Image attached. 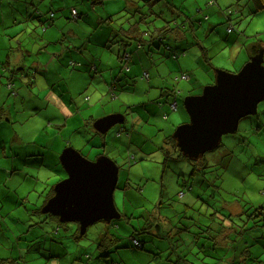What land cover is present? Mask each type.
Masks as SVG:
<instances>
[{"label":"rangeland","instance_id":"obj_1","mask_svg":"<svg viewBox=\"0 0 264 264\" xmlns=\"http://www.w3.org/2000/svg\"><path fill=\"white\" fill-rule=\"evenodd\" d=\"M2 2L12 10L7 0ZM12 4L14 44L4 54L16 53L20 57L19 41L28 47L20 70L29 73L30 82L22 80L20 74H11L0 63V73L4 75V84L0 85L3 102L0 114L4 121L3 128L0 127V188L3 190L0 258L14 260V264H160L161 257L162 263L167 264L165 250H161L160 256V248L165 249L164 243L168 241L160 239V226L167 231L176 222L180 227L179 222H184V218H179L183 214L177 211H182L185 204L221 206L226 213V210L239 213L244 209L252 213L264 206V102L258 104L255 114L239 120L235 132L224 134L218 146L205 151L195 161L200 162L196 171L188 159L177 156L167 139L176 126L189 120L183 104L186 95L199 94L205 85L214 81L215 68L238 71L247 61L242 55H248L249 45L256 44L257 50L264 48V10L256 11L255 2L14 0ZM150 6L152 14L148 13ZM73 8L78 12L76 19L71 13ZM39 10L52 13V21L46 28L37 21ZM229 10L233 11L230 16ZM204 15L209 16L208 20L203 19L202 25H197ZM30 16H36L34 21L28 20ZM140 16L145 21L141 22L142 29L151 26V21L168 20L176 25L174 30H181V36L177 40L155 39L150 45L142 43L141 47L134 40L123 47L119 43L121 33L126 32L129 24L140 22ZM220 17L222 21L218 22ZM228 26L233 30L228 32ZM27 28L32 30L25 34ZM3 32L0 28V33ZM236 35L242 37L238 38L240 43L234 44ZM166 40L172 48L177 45L185 48L184 53L173 59L165 50ZM123 49L131 53L125 62L117 60ZM70 58L82 59L84 63L74 68L68 64ZM152 60H156L154 65ZM4 61L6 65V58ZM91 61L101 66L100 72H96L101 73L100 81L87 77L93 74L90 70L85 71V79L79 78V71L88 69ZM125 66L130 67V72L124 70ZM154 69H158V76ZM143 70L150 77L142 78ZM182 72L189 78H182ZM52 85L63 98L59 97L58 105L47 102L46 94ZM172 87L178 93L166 96L165 89ZM17 89L19 94L12 95ZM172 99L177 102L176 110L169 108ZM66 103L70 108L66 106L63 112L59 107ZM118 108L122 112L112 113L123 114V122L114 124L105 133L95 131L92 122H88L84 127L90 133L86 135L82 126L85 119L98 118ZM121 129L125 130L118 134ZM63 136L77 150V145L83 142V152L79 151L85 157L93 160L100 152L118 165L113 198L121 217L110 223L97 221L81 235L68 236L63 227L60 231L50 229L53 219L41 209L58 176L41 168L43 176L35 179L37 171L25 163L35 159L38 162V158L44 164L50 162L49 158L57 161L55 153H61ZM75 143L78 144L74 146ZM52 146L58 149L52 151ZM166 151L171 155L168 159ZM49 176L53 178L46 179ZM186 210V213L191 211ZM164 216L171 217L165 221ZM53 223L62 225L56 219ZM102 232L118 238L110 249L103 251L97 248V238ZM169 232L170 237L177 239L181 235L178 230ZM132 237L142 241L144 247L136 248ZM242 241L251 252L246 263L264 264V227L249 229ZM106 251L109 253L102 255Z\"/></svg>","mask_w":264,"mask_h":264},{"label":"water","instance_id":"obj_2","mask_svg":"<svg viewBox=\"0 0 264 264\" xmlns=\"http://www.w3.org/2000/svg\"><path fill=\"white\" fill-rule=\"evenodd\" d=\"M264 48H260L236 72L215 68L214 81L199 94L183 99L189 120L175 127L172 136L178 150L187 158L198 159L219 145L222 136L233 133L239 120L257 112L264 102ZM124 121L121 113H109L93 120V129L105 133ZM66 176L52 187V195L43 203L42 213L56 216L62 223L75 222L79 233L103 220L110 223L121 217L113 192L118 165L106 155L91 160L72 146L59 155ZM264 226V210L261 213Z\"/></svg>","mask_w":264,"mask_h":264},{"label":"trees","instance_id":"obj_3","mask_svg":"<svg viewBox=\"0 0 264 264\" xmlns=\"http://www.w3.org/2000/svg\"><path fill=\"white\" fill-rule=\"evenodd\" d=\"M252 1L255 2L256 11L264 10V0H252ZM7 2L9 3L11 9L13 10L12 11L8 9L10 11V15L13 16L14 4H12L11 0H7ZM29 5H31V2L29 3ZM151 8H152L151 6L148 8V13L152 14L153 11ZM232 12L233 11L229 10L228 16H230ZM51 14H52L51 12L48 13V12H43L39 10L37 14V18L39 17V19H37V21L40 24H42L44 27L46 25L48 26L52 21L50 18ZM30 17L34 19V17L36 16H30ZM142 17L140 18L141 20L140 22L129 24L127 26L128 28L126 29V32L121 33L122 37L119 39L120 45H123V47H127L134 40H136L137 47H141L142 43L150 45L151 43L154 42L155 39L160 40V41H162L163 39H167L168 37L167 32H170L172 30L174 31L176 27V25L172 23L173 21L170 22L168 20H163L162 23L160 22L161 23L160 26L151 25V26H146L145 28L142 29L141 22L145 23L143 19L144 17L143 18ZM203 19L206 20L207 15H204L203 18H199L198 20L199 25ZM232 30H233V27H232ZM125 49L119 55L120 60H122L123 62L126 61V59L124 58L125 54L128 55L127 60L131 58V53L126 51ZM165 50L167 51V54L169 52L168 55H170L172 58H173V54L174 53L176 54V56L173 59H176L178 56L184 53L183 51L174 50L168 44V42L165 43ZM69 62L68 64L71 65ZM74 62L77 63L76 61ZM2 64L4 65V68L6 69L5 61ZM81 65L82 63L78 62V65L75 64L71 66L79 67ZM92 65L93 63L91 64V68H92ZM7 69L9 72H11V74H15V71L17 70L16 68H14V66H11V68H7ZM23 72L25 75H27L28 73L26 71H23ZM0 78H2L3 80V82L0 81V85H2L4 84V75H2L1 73H0ZM9 85H10V82H7V88H10ZM177 93L178 91L176 89H172L170 93L167 92V95L172 96V95H176ZM13 95H14V92H13ZM172 101L176 102L175 99H172L170 103ZM176 109H177V102H176ZM1 110L3 109L0 106V111ZM164 115L166 116V114H163V118H164ZM93 120L94 119H91L88 122L91 123L93 122ZM123 130L125 129H121L117 131L118 134L120 132H123ZM167 139H168V142L172 144L174 151L177 152V156L179 154L178 157L188 159V161H190V163L193 165V171H196L198 167L197 163H200V162H195L197 159L194 160V159H190L184 156L178 150L176 146V140L173 138L172 134L171 136L169 135ZM170 156H171L170 153L166 151L165 158L168 159L170 158ZM52 193H53L52 191H49V194H47L45 201L52 195ZM180 194L183 196V193L181 191H180ZM194 204H192V206L185 204L182 211H177L179 215L183 214L179 218H182V217L184 218V222H179L180 227L176 225L177 224L176 222L170 225L167 231L164 230L165 227L162 224L160 226L162 227L160 229V239L168 240L167 243L166 242L164 243V245L166 244L165 249L160 248V256L162 255V252H163L161 250H165L164 260L167 262V264H218V263L219 264L221 263L222 264L223 263L224 264H238L240 262H243V264H247L246 259L249 258V256H251V252L249 250V246L247 245V243L245 241H242L244 237V233H246L249 229H254L257 227H264L262 220H261V213L264 210V206H261L255 209L252 213H246V209L240 211L239 213H232L231 211L226 210L227 211L226 213L225 211H223V207L221 206H200V207H205L206 209L205 211H202L199 206H193ZM187 208L191 209V211L189 212L190 214L186 213ZM193 211L196 212V214L201 215L202 218L201 216L198 217L195 213L191 214V212ZM48 215L49 216L47 217L49 218H51V216L54 218L56 217V216L51 215L50 213ZM170 217L164 216V218L166 219L165 221H167ZM56 219L58 218L56 217ZM241 220L242 222H239ZM249 222H251L250 225H248ZM49 225H51V223ZM54 225L56 224L52 222V225H51L52 228L50 229L51 230L55 229L54 231H58L59 226L58 225L54 226ZM74 230L76 231L77 235H80L78 228ZM172 230H175V232L176 230H178V232L181 234L179 235L178 239L175 237L169 236V233H170L169 231H172ZM103 233L104 232H102L99 236H101ZM117 239L118 238L114 237V235H108V234L102 235L101 237H99V244L97 248L102 251L104 248L108 250L111 248L112 244H114ZM132 243L134 244L136 248L144 247L143 242L140 240H137L135 237H132ZM181 244H182V247H180ZM188 245L189 247H187ZM108 253L109 251H106L105 254H102V255H107ZM117 255L122 261V257L118 251H117ZM13 261L14 260H10L8 258H0V264H14ZM115 264H119V263H115Z\"/></svg>","mask_w":264,"mask_h":264},{"label":"crops","instance_id":"obj_4","mask_svg":"<svg viewBox=\"0 0 264 264\" xmlns=\"http://www.w3.org/2000/svg\"><path fill=\"white\" fill-rule=\"evenodd\" d=\"M1 2H0V28H1V30L2 31H4L2 34L0 33V63H3L4 62V59L6 58V60H7V64L5 65L6 66V68H11V66H14V68H16L17 70L15 71V73L16 74H20L21 75V79L22 80H27V82H30L28 79V74L29 73H27V75H25L24 73H23V71H19L20 70V68H21V70H22V56H23V54H24V52L25 51H27L28 50V47L23 43V42H21V41H19L18 42V45H19V49L21 50V51H19V54H20V57L19 56H17L16 55V53L15 54H11V53H8L6 56H5V54H4V50L5 49H10L11 48V46L14 44V34H15V32H14V23H15V19H14V14H13V16L12 15H10V11L8 10V8L4 5V4H2L3 2H2V0H0ZM12 2H14V0H11ZM31 1H27V3H30ZM210 2V1H209ZM199 11H201V9H198ZM208 15H207V19L206 20H208ZM222 17H220V21H218V22H221L222 21V19H221ZM229 19V18H228ZM28 20H30V21H34L31 17H29L28 18ZM217 22V23H218ZM151 23V25H156V26H160V22H158V21H151L150 22ZM197 25H199V24H197ZM200 25H202V21H201V23H200ZM34 27H36V26H34ZM46 28V27H45ZM32 29L31 28H27V29H25L24 30V33L26 34V33H30V31H31ZM181 30H172V31H170V32H167V39H175V40H177V37H180L181 36ZM243 35V34H242ZM242 35H236V38H235V41L233 42L234 44H237V43H240V41H239V37H242ZM6 36H9V37H12L13 36V38H11V39H7L6 38ZM243 41V40H242ZM166 42H168V44H170V42L168 41V40H166ZM256 44H254V45H249L248 46V48H247V56L246 55H242V59H244L245 61L246 60H248V58H249V56H251V55H253V54H255L258 50L256 49L257 47L255 46ZM173 49L174 50H177V51H183V50H185V48H183V47H181L180 45H177L176 47H173ZM124 50V49H123ZM256 51V52H255ZM21 52H22V54H21ZM119 53H120V51H119ZM118 53V58H117V60L118 59H120V54ZM151 54V53H150ZM1 58H3V59H1ZM70 59H75V58H70ZM69 59V60H70ZM236 60H237V57L235 58V60H234V62H236ZM243 60V61H244ZM244 61V62H245ZM76 62H83L84 63V61L82 60V59H76ZM16 63H18L20 66L19 67H17L18 65H16ZM39 63H40V65H42L41 64V62L39 61ZM95 64V68H91V64ZM152 65H154L155 63H156V60H152ZM111 64H113V63H111L110 62V66H111ZM164 64H165V68L167 69V64H166V61L164 62ZM109 65V64H108ZM113 66H115V65H113ZM88 69H86V68H84V69H82V71H79L81 74H78L79 75V78H81V79H85V76L86 75H84V74H86V72L85 71H88V70H90V72H92L93 74L92 75H89V76H87V77H93V79L95 80L96 78H97V80L98 81H100V79L98 78V77H100L101 75V73L100 74H96V72H100L99 71V68H101V66L100 65H98L95 61H91L89 64H88ZM153 67H155V66H153ZM4 68V67H3ZM74 68H77V67H74ZM94 69V70H93ZM166 69H164V73H166ZM122 70V69H121ZM143 71H145V70H143ZM143 71H142V73H143ZM89 72V71H88ZM126 72H130V70L129 71H126ZM154 72L157 74V76L159 75L158 73H159V71H158V69H154ZM236 72V71H235ZM142 73H141V75H142ZM115 76V75H114ZM117 77H119V75H116ZM27 77V78H26ZM148 77H150V73L148 74ZM120 78V77H119ZM160 78V77H159ZM188 78H189V75H188ZM103 79H104V76H103ZM163 80V78L161 77L160 78V81H162ZM0 81L1 82H3V80H2V78H0ZM213 82V81H212ZM212 82H210V83H212ZM23 84H24V87H26L25 86V84L27 85V83H26V81H23ZM49 84V83H48ZM160 85H162L163 86V83H161ZM49 86H50V84H49ZM172 89H174V87H172V88H168V89H165V90H167L166 91V96H167V92H171L172 91ZM50 90V91H49ZM48 90V93L46 94V97L48 98V101L47 102H49V103H51V102H53V103H55V104H59V97L61 98V99H63L62 98V95H61V92H57V89L55 88V86H51L50 87V89ZM19 91H20V89H17V91L16 90H14V95H17V94H19ZM179 91V90H178ZM29 92H31V91H29ZM2 94V93H1ZM12 95H13V92L11 93ZM32 94V93H31ZM23 97H25V96H23ZM42 102V101H41ZM44 102H46V101H44ZM49 105H52V104H49ZM162 105V104H161ZM160 105V106H161ZM0 106L2 107V109H3V102H1L0 101ZM66 106H68L69 108H70V105L68 104V103H66V105H61V107H59L60 108V110L61 111H63V112H66V109H65V107ZM49 107V106H48ZM52 107H54V105H52ZM116 108V107H115ZM41 109V112L43 111L42 110V108H40ZM55 110H56V108H54ZM112 112H122L121 111V108L119 109H117L116 111H111V113ZM9 113V112H8ZM108 113H110V111H107V112H104L103 113V115L105 114H108ZM4 115V114H3ZM66 115V114H65ZM63 116V115H62ZM64 117V116H63ZM74 118V116L73 117H71V119H73ZM95 117H90L89 119L91 120V119H94ZM181 118V117H180ZM2 119H3V116L1 117V114H0V127H2L3 126V122L4 121H2ZM59 119H61V120H63L64 118H59ZM89 119H85V124H83L82 126L84 127V126H86V124L88 123V121H89ZM96 119V118H95ZM124 119H125V117H124ZM67 120H68V118L64 121L65 123H67ZM61 123H62V121H61ZM132 124H133V126H135V123H133L132 122ZM3 128V127H2ZM80 128V127H79ZM85 128V130H86V135H89V133H90V130H87V127H84ZM75 130H78V128H76ZM132 135V134H131ZM76 138L78 139V137L76 136ZM62 140H64V142L65 143H63V145H62V147L63 148H65L66 146H71V144H69V143H72V141L70 140V141H68V142H66V139H65V137L63 136V138H62ZM32 142V141H31ZM113 142V141H112ZM35 144H36V142H35ZM76 144H78V143H75V145L74 146H76ZM90 144H92V146H95V147H99V145H95V143H90ZM59 145V143H57L56 144V146H58ZM53 148H55V146L53 147H51V149H52V151H53ZM62 148V149H63ZM77 148L79 149V150H81V152H83V148H84V145H83V142L82 143H80V144H78L77 145ZM55 149H58V148H55ZM78 150V151H79ZM62 151V150H61ZM56 155H58V158H57V161H55L54 160V158H49V160H50V162H46L45 164H44V161L42 160V158H38V162H37V160L35 159L34 161H28V160H25V163L27 164V165H31L34 169H35V171H37L36 173V177H35V179H39L40 177H42L43 176V172H42V170H40L41 168H45V169H47L49 172H51V173H53V176L55 175V176H58L57 178H55L56 179V181H59L60 179H62V178H64L65 176H66V173H65V171H64V169H63V167H62V165H61V163H60V160H59V154H57V153H55ZM102 153H100V152H97V154H96V157H98L99 155H101ZM38 155V154H37ZM41 155H44V154H42L41 153ZM107 156V155H106ZM41 157V156H40ZM109 157V156H108ZM131 157H133V155H131ZM89 159V158H88ZM112 159V158H111ZM13 169H14V167H13ZM11 172V171H10ZM51 177V179L53 178L52 176H49V177H46V179H48V178H50ZM53 189H52V187H51V190L50 191H52ZM53 192V191H52ZM47 194H49V192L47 193ZM3 195V190H1V188H0V196H2ZM44 217H46V216H44ZM42 219H44V218H42ZM53 219V220H52ZM55 219H56V217L54 218V217H52L51 216V220H52V222L53 221H55ZM56 220H58V219H56ZM59 221V220H58ZM60 222V221H59ZM60 223H62V222H60ZM52 225V224H51ZM57 225V224H56ZM56 225H54V226H56ZM60 227H63L65 230H66V232L69 234L68 236H70V235H73V233L75 234V235H77L76 234V231L74 230V229H76V228H78V226L76 225V223L75 224H68V222H65V223H62V225H60L59 226V229H58V231H60ZM52 228V227H51ZM69 230H71V231H69ZM107 233L106 232H104L102 235H106ZM49 235H52L51 233L49 234ZM61 236H64L63 235V233H61L60 234ZM81 235V234H80ZM101 235V236H102ZM101 236H99V237H101ZM67 237V236H66ZM99 237L97 238V239H99ZM160 260H161V257H160ZM160 264H163L162 263V260L160 261Z\"/></svg>","mask_w":264,"mask_h":264},{"label":"built area","instance_id":"obj_5","mask_svg":"<svg viewBox=\"0 0 264 264\" xmlns=\"http://www.w3.org/2000/svg\"><path fill=\"white\" fill-rule=\"evenodd\" d=\"M210 2H211V1H210ZM71 13H72V16H73L74 18H77V17H78V14H77V11H76L75 8L71 9ZM50 18H51V20H52V14L50 15ZM227 30H228V31H231V30H232V26H228V27H227ZM175 56H176V54L174 53V54H173V58H174ZM127 57H128V55L125 54V55H124V58L127 59ZM69 63H70L71 65H75V64L78 65V62L75 63V62L72 61V60H70ZM92 67L95 68V65L93 64ZM124 69H125L126 71H128V70H129V67H128V66H125ZM141 77L147 79V78H148V72H147V71H143ZM181 77H182V78H188V75H187L186 73L182 72V73H181ZM169 106H170L171 110H175V109H176V102H175V101H172V102L169 104ZM165 117H166V116L164 115V118H165Z\"/></svg>","mask_w":264,"mask_h":264}]
</instances>
